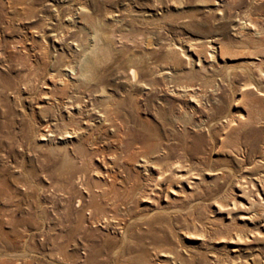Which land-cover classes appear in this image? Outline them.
<instances>
[{
  "label": "rangeland",
  "instance_id": "rangeland-1",
  "mask_svg": "<svg viewBox=\"0 0 264 264\" xmlns=\"http://www.w3.org/2000/svg\"><path fill=\"white\" fill-rule=\"evenodd\" d=\"M259 70L264 0H0V264H264Z\"/></svg>",
  "mask_w": 264,
  "mask_h": 264
},
{
  "label": "bare ground",
  "instance_id": "bare-ground-1",
  "mask_svg": "<svg viewBox=\"0 0 264 264\" xmlns=\"http://www.w3.org/2000/svg\"><path fill=\"white\" fill-rule=\"evenodd\" d=\"M74 44V43H73ZM252 65H255L257 67H259V64H257L254 61L250 62ZM242 67V66H241ZM67 69V68H66ZM75 71V70H74ZM68 72L70 74H73V70L69 69ZM50 73V72H49ZM48 73V75H49ZM52 73V72H51ZM127 80L129 81L130 84L132 85H141L143 86V88H149L152 83L150 82H145L144 76H140L138 71L135 70L133 67H130L127 71ZM259 75H264V72H262L261 70L258 71ZM253 75V74H252ZM74 78V77H71ZM251 78V77H250ZM85 79H80L82 81V84L84 82V85H87L85 82ZM209 80V79H208ZM150 81V80H149ZM61 82V81H60ZM78 82V81H77ZM152 82H154L152 80ZM44 83V82H41ZM53 88H55V84L52 83L51 84ZM70 85V82H62L60 83V86L63 87V90ZM71 86V85H70ZM46 87V86H45ZM48 87V86H47ZM51 87V86H50ZM65 87V88H64ZM60 88V87H59ZM56 89V88H55ZM150 89V88H149ZM241 89V88H240ZM170 90V89H169ZM185 90H188L187 88H178L176 90L173 91V94L175 95H179V94H186ZM191 90V89H190ZM66 91V90H65ZM73 94V93H72ZM82 95V94H80ZM45 96V95H44ZM48 96V95H47ZM54 96V95H53ZM52 96V97H53ZM62 96V95H60ZM192 96V94H191ZM190 96V98H191ZM46 97V96H45ZM51 97V98H52ZM82 97V96H81ZM55 98V97H54ZM70 96H67V101L69 103L70 106L71 105V100L69 99ZM88 98V96H87ZM194 97H192L191 99L193 100ZM59 99V97H58ZM63 99V98H62ZM51 100V99H50ZM88 99H83L81 98L79 100L80 105H75L76 107V111L74 112L75 118H73V120L71 119L67 125L66 128H64V130L62 131L61 135H63L64 138L66 137H70L73 136L76 138V140H78V143L76 144V147L80 148L81 144H82V140L84 138H87L92 132H94L95 130H98L100 128H109L110 130L113 129V125H112V121H113V117L117 114L115 113V111L113 110V106L112 105H107V103H103V104H99L98 106H92L91 104H85L84 101H86ZM61 101V100H60ZM89 101V100H88ZM48 102V101H47ZM46 102V103H47ZM58 102V101H57ZM64 102V103H66ZM56 103V101H55ZM53 104V103H52ZM61 104V103H60ZM63 105V104H62ZM58 106V104H57ZM65 106V105H64ZM72 106V105H71ZM70 106V107H71ZM69 112V110H68ZM73 116V115H72ZM67 117V116H66ZM63 120V119H62ZM64 124V123H63ZM80 124V127H75V125ZM48 125V123H47ZM45 125V126H47ZM50 129V128H49ZM48 130V129H47ZM51 134V133H50ZM48 135V133H47ZM50 136V135H49ZM52 136V135H51ZM60 136V135H59ZM63 138V139H64ZM75 141V140H74ZM72 147V146H71ZM97 149V148H95ZM94 149V150H95ZM144 163H137L142 169L144 170H149L150 168H152L153 164L151 163H146L147 160H142ZM102 167L104 169V171L107 172L106 175H108V173H111V168H109V166L102 164ZM146 174V173H145ZM98 176L101 178V175L98 172H93V177ZM108 179V178H106ZM115 178H113L112 180H114ZM118 180V179H116ZM97 182H99V180H95ZM109 185H113V182H109ZM106 192H110L109 190H105V188L103 189V193ZM93 195H98V194H93ZM107 199H109L111 201V197H108ZM88 208H100V204L96 201L93 202L92 204H90L88 206ZM165 256V255H164ZM168 256V255H167Z\"/></svg>",
  "mask_w": 264,
  "mask_h": 264
}]
</instances>
